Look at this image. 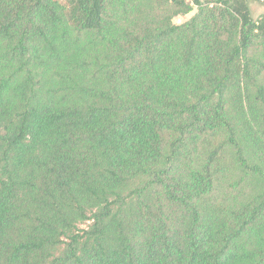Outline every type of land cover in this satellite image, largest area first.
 <instances>
[{"label": "trees", "instance_id": "obj_1", "mask_svg": "<svg viewBox=\"0 0 264 264\" xmlns=\"http://www.w3.org/2000/svg\"><path fill=\"white\" fill-rule=\"evenodd\" d=\"M250 1L0 0V264H264Z\"/></svg>", "mask_w": 264, "mask_h": 264}, {"label": "rangeland", "instance_id": "obj_2", "mask_svg": "<svg viewBox=\"0 0 264 264\" xmlns=\"http://www.w3.org/2000/svg\"><path fill=\"white\" fill-rule=\"evenodd\" d=\"M60 1L64 2L65 0H60ZM250 6H251V11H252V16L254 18H258L259 16L264 14V1L251 0ZM197 9H198L197 6H195L194 9L192 11H190L189 13L177 15L173 18V21L176 23L184 22L187 19H189L191 16H193L195 14V12L197 11ZM89 223H90V221L82 223V224H80V226L81 227H87V225H89Z\"/></svg>", "mask_w": 264, "mask_h": 264}, {"label": "built area", "instance_id": "obj_3", "mask_svg": "<svg viewBox=\"0 0 264 264\" xmlns=\"http://www.w3.org/2000/svg\"><path fill=\"white\" fill-rule=\"evenodd\" d=\"M187 2H190L191 4H194V0H186Z\"/></svg>", "mask_w": 264, "mask_h": 264}]
</instances>
